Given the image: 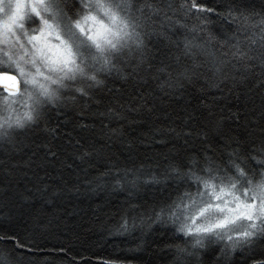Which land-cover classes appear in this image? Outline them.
Returning a JSON list of instances; mask_svg holds the SVG:
<instances>
[{"label":"trees","instance_id":"obj_1","mask_svg":"<svg viewBox=\"0 0 264 264\" xmlns=\"http://www.w3.org/2000/svg\"><path fill=\"white\" fill-rule=\"evenodd\" d=\"M43 2L21 38L117 26L76 61L24 58L38 84L0 89V264H264V237L226 247L189 223L211 193L264 192V0ZM74 61L82 77L41 88Z\"/></svg>","mask_w":264,"mask_h":264},{"label":"rangeland","instance_id":"obj_2","mask_svg":"<svg viewBox=\"0 0 264 264\" xmlns=\"http://www.w3.org/2000/svg\"><path fill=\"white\" fill-rule=\"evenodd\" d=\"M43 3V0H0V54L4 53L8 56L10 64L5 66L12 68L27 88L30 84H38L41 74L31 70L24 58H27L29 62L36 61L41 57H37L34 53H39L51 62L57 60V62L69 63L72 53L76 61L81 55L87 56L84 47L88 40L95 48H98L110 39L117 26L114 16L110 15L107 19L101 20L90 16L79 27L88 40L81 41L79 37L73 35L67 39L62 38L52 24H43L39 32L21 38L19 33L21 21L27 17L28 13L36 14ZM47 11L51 10L48 8ZM22 39L27 40L28 46L22 42ZM53 39L58 40L57 47ZM75 61L69 65L51 66L48 73L41 76V88L47 91L50 83L53 82L52 86H54L66 75L75 74L82 77L84 66L82 62ZM2 62H4L3 56L0 57V63ZM48 64L51 65L49 62ZM90 64L92 63L88 62L87 66ZM40 69L41 67L38 68L39 71ZM44 77H46L45 80ZM34 94L39 97L38 93ZM189 217V223L193 224L196 232L203 230L211 235L212 233L208 232L215 231V235L212 234L213 237L220 239L226 247L251 246L264 237V192L261 193L259 189H255L246 195L231 192L211 193L204 199L201 207Z\"/></svg>","mask_w":264,"mask_h":264},{"label":"water","instance_id":"obj_3","mask_svg":"<svg viewBox=\"0 0 264 264\" xmlns=\"http://www.w3.org/2000/svg\"><path fill=\"white\" fill-rule=\"evenodd\" d=\"M22 88L21 78L11 72H0V89L7 90L11 93H18Z\"/></svg>","mask_w":264,"mask_h":264}]
</instances>
